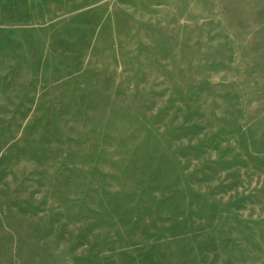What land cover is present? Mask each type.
<instances>
[{
  "label": "rangeland",
  "instance_id": "rangeland-1",
  "mask_svg": "<svg viewBox=\"0 0 264 264\" xmlns=\"http://www.w3.org/2000/svg\"><path fill=\"white\" fill-rule=\"evenodd\" d=\"M0 264H264V0H0Z\"/></svg>",
  "mask_w": 264,
  "mask_h": 264
}]
</instances>
